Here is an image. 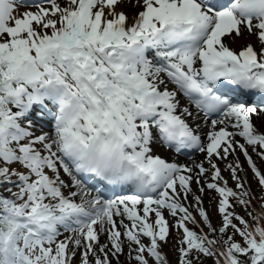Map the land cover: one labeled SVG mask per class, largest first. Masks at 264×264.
<instances>
[{
    "label": "snow or ice",
    "instance_id": "obj_1",
    "mask_svg": "<svg viewBox=\"0 0 264 264\" xmlns=\"http://www.w3.org/2000/svg\"><path fill=\"white\" fill-rule=\"evenodd\" d=\"M249 148L264 161V0H0V264H169L172 227L179 264H264Z\"/></svg>",
    "mask_w": 264,
    "mask_h": 264
},
{
    "label": "rangeland",
    "instance_id": "obj_2",
    "mask_svg": "<svg viewBox=\"0 0 264 264\" xmlns=\"http://www.w3.org/2000/svg\"><path fill=\"white\" fill-rule=\"evenodd\" d=\"M60 2L63 3V0H60ZM18 9H19V13L27 11L26 8H18ZM245 40L246 39H243L242 43L236 45V47L234 49L236 51H239V50L242 49L243 46H245V45H247L249 43H251L255 47L259 48V43H258V41H257L255 36H252L247 41H245ZM236 43H238V42H236ZM249 153L252 155L253 160L256 161L257 166L259 168H261V170H264V161H261L260 158L257 157L256 153L251 150V148H249ZM196 157H197L196 158L197 162L202 161L204 159V156L201 153L197 154ZM231 159H232V157H229V160H231ZM241 163L243 164L244 168L247 171V179H248V181H249V183L251 185L253 193L255 194V192H256V195L259 194L261 192V190H260V188H259V186L257 184V181L254 179L251 170L248 168V165H247L246 161L241 162ZM205 166L207 167V165H205ZM220 167L222 169V175L224 176L225 179H227L229 181V186L235 188V183H234V181L231 180L230 174L227 171H223V169L225 168V164L224 163H220ZM241 175H243V173ZM193 186L195 187V185H193ZM206 192H209V191L206 190ZM217 201H218V199H217V194L216 193L209 192L208 194H204L203 207L209 212V215H210L211 221L213 223V226L214 225H216V226L220 225V223H219V225H217V222H216L217 221V217H218L217 216V212H216ZM189 203H191V199L189 200ZM240 208L241 207L237 205V209H240ZM192 209H193V211H191V212L193 213V215L196 216V218L200 219L194 204L192 206ZM171 223H174L173 218H172ZM229 232H231V230H229ZM180 238H181V235L180 234L178 235L176 229L174 227H172L170 229V236L168 238L169 242L163 248V252L167 254V259L169 260V264H179L177 255L179 253L178 249L180 247V245H179ZM235 240H237L238 242H242L241 238L238 235L235 237ZM147 242H145V243H147ZM126 249H127V247H125V253H127ZM75 259H77L78 263L81 264L80 252H77V255H76ZM121 262H122V264H128L126 255L121 256ZM113 264H115L114 261H113ZM132 264H135V261H132ZM203 264H209V263L206 261ZM221 264H223V261H221Z\"/></svg>",
    "mask_w": 264,
    "mask_h": 264
},
{
    "label": "bare ground",
    "instance_id": "obj_3",
    "mask_svg": "<svg viewBox=\"0 0 264 264\" xmlns=\"http://www.w3.org/2000/svg\"><path fill=\"white\" fill-rule=\"evenodd\" d=\"M32 11H35V10H32ZM124 11H126V12H128L130 15L133 13V9H131V8H126V9H124ZM250 36H247L246 38H249ZM240 41V40H239ZM239 41H237L238 43H231L230 42V45L231 46H233V47H236V45H238V44H240L239 43ZM210 129H207V128H205L204 129V131L205 132H207V131H209ZM238 139V138H237ZM157 155H160L162 158H164V159H166V160H168L169 162H176V163H179V164H188V165H191V163L193 162V160H187V161H190V162H187L186 160H179L178 158H177V156H174L173 155V153L169 150V149H167V148H162V149H159V151H158V153H157ZM240 160H241V162H244L245 161V158L243 157V155H240ZM194 187V186H193ZM195 188V187H194ZM209 192H206L205 191V194H208ZM165 215H166V218H168L169 219V221H170V217H168L167 216V213H165ZM117 219H119V218H117ZM125 223H128V221H126L125 220ZM106 241H104V242H102L101 241V243H105Z\"/></svg>",
    "mask_w": 264,
    "mask_h": 264
},
{
    "label": "trees",
    "instance_id": "obj_4",
    "mask_svg": "<svg viewBox=\"0 0 264 264\" xmlns=\"http://www.w3.org/2000/svg\"><path fill=\"white\" fill-rule=\"evenodd\" d=\"M255 208H256V207H255ZM256 210H257V208H256ZM257 211H258V210H257ZM253 215H255V213H253ZM241 216L244 217V219H246V220L249 222V224L255 226V225H254V221L251 219V217H249V216L247 215V213H245V214H241ZM262 224H263V222H262ZM202 260H203V263L207 261L209 264H214V261H213L212 259H210V258H203V257H202Z\"/></svg>",
    "mask_w": 264,
    "mask_h": 264
}]
</instances>
